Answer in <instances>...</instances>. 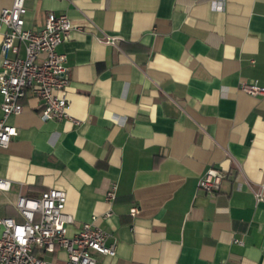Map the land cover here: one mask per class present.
<instances>
[{"label":"crops","instance_id":"obj_1","mask_svg":"<svg viewBox=\"0 0 264 264\" xmlns=\"http://www.w3.org/2000/svg\"><path fill=\"white\" fill-rule=\"evenodd\" d=\"M25 4L27 27L49 12L72 19L59 50L79 122L46 119L37 97L25 99L10 118L18 134L0 147V176L12 180L0 215L20 219L19 194L57 186L71 233L96 215L116 240V255L98 254L103 264H264V95L240 88L264 84V0ZM212 166L230 172L216 193L198 186Z\"/></svg>","mask_w":264,"mask_h":264},{"label":"built area","instance_id":"obj_2","mask_svg":"<svg viewBox=\"0 0 264 264\" xmlns=\"http://www.w3.org/2000/svg\"><path fill=\"white\" fill-rule=\"evenodd\" d=\"M26 13L25 0H14L11 6L0 5V92L3 96L0 147H8L18 134L10 118L25 109V99L30 95L39 99L38 111L44 118L79 122L69 111L68 57L59 50L74 28L72 19L67 13L49 12L43 25L34 29L26 26ZM103 41L118 45L120 39L106 35ZM240 88L255 96L264 95V84L257 79L241 81ZM229 174L227 170L209 167L200 176L198 186L216 193ZM11 186V179L0 176V191H8ZM256 194L258 199L263 198L260 190ZM116 197L117 183L114 182L106 199L114 201ZM66 201V190L57 186L39 196L19 194L15 206L21 218L0 215V264H103L98 254L116 255L117 242L97 223L99 216L94 215L76 232H70L69 226L75 218L66 211ZM130 212L136 215L139 208L132 207ZM110 215L112 211L102 217Z\"/></svg>","mask_w":264,"mask_h":264}]
</instances>
